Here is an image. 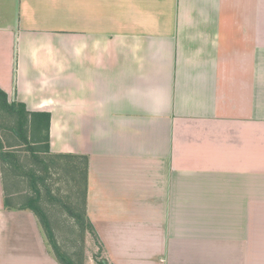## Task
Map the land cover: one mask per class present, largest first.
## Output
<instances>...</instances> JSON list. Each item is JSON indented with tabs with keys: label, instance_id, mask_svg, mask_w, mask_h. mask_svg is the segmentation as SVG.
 <instances>
[{
	"label": "crops",
	"instance_id": "0c3cea01",
	"mask_svg": "<svg viewBox=\"0 0 264 264\" xmlns=\"http://www.w3.org/2000/svg\"><path fill=\"white\" fill-rule=\"evenodd\" d=\"M0 89L85 157L105 262L264 264V0H0ZM5 162L0 264H62Z\"/></svg>",
	"mask_w": 264,
	"mask_h": 264
},
{
	"label": "rangeland",
	"instance_id": "374dc122",
	"mask_svg": "<svg viewBox=\"0 0 264 264\" xmlns=\"http://www.w3.org/2000/svg\"><path fill=\"white\" fill-rule=\"evenodd\" d=\"M16 122L17 115L1 107L0 101V139L3 140L4 152L13 154L4 166L10 204L23 207L30 198L38 196L33 186L36 183L40 191L38 205L48 217L56 242V247L50 243L42 225L54 255H63L74 264H109L105 262L103 246L94 227H90L88 216L80 223L68 210L69 207L86 214L85 157L68 158L65 153L46 152L44 133L34 130L30 123L26 126L28 142L25 143L16 134Z\"/></svg>",
	"mask_w": 264,
	"mask_h": 264
},
{
	"label": "trees",
	"instance_id": "16d2710c",
	"mask_svg": "<svg viewBox=\"0 0 264 264\" xmlns=\"http://www.w3.org/2000/svg\"><path fill=\"white\" fill-rule=\"evenodd\" d=\"M0 101H1V107L4 109H7L17 115V128H16V134L19 136L25 143L28 142V137L26 133V126L30 123L34 130L36 129L40 133H44V139L46 141V147L45 151L48 152L50 150V144H49V128H50V119L51 115L49 112H30L27 110L25 104L19 103V102H11L8 103L7 95L4 91L0 89ZM29 149L32 150L31 145L28 146ZM0 150L2 154V159L9 162L10 157L13 156V154H10L9 152H4V145L2 140L0 139ZM14 163V162H13ZM14 165V164H13ZM85 183L87 184V171L85 172ZM34 190L37 193L38 196L35 198H30L25 206L22 208L31 209L34 211V213L40 218L41 224L44 225V229L47 232V236L51 240L50 243L56 247V242L54 239V235L52 232V229L50 228L48 222H47V215L45 211L38 205V198L40 196V191L38 187L36 186V183H33ZM68 210L70 214L76 218H78L80 223H83L84 219L86 218V214L84 212H76L75 210H72L68 207ZM90 227L92 228V224L88 222ZM43 227V226H42ZM58 253L59 250H57ZM60 254H58L57 258L61 261L63 260L62 264H74L72 260L68 259L67 257H63Z\"/></svg>",
	"mask_w": 264,
	"mask_h": 264
}]
</instances>
